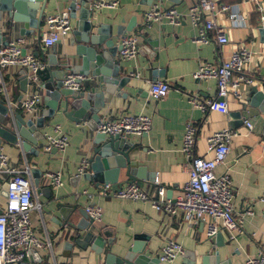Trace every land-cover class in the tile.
I'll return each instance as SVG.
<instances>
[{
    "label": "crops",
    "instance_id": "crops-1",
    "mask_svg": "<svg viewBox=\"0 0 264 264\" xmlns=\"http://www.w3.org/2000/svg\"><path fill=\"white\" fill-rule=\"evenodd\" d=\"M198 0H101L106 4L116 2L117 7L103 6L96 8L93 22L97 27L127 26L133 18L143 26L145 13L155 5L167 8L174 7L184 14L185 20L180 26H172L167 22L146 26L142 31L136 29L127 36L139 35V55L130 62H120L124 75L131 76L132 82L121 93H115L110 102L102 111L101 120H112L120 115H146L152 118L153 126L148 135L142 138H132L136 144L131 155L132 166L143 170L147 179L156 178L154 183L145 182L143 188L150 194L157 189V182L165 186L169 198L176 199L181 194V187L188 181L187 160L181 150L186 124L193 122L198 128V138L195 155L207 160L212 158L208 153L207 142L214 133L225 129H233L240 133L231 145V152L225 165L216 170L218 176L230 174L234 191L233 205L235 218L242 220L240 228L234 233L222 230L219 234L222 249H217L222 260H229L230 264H245L248 258L256 257L264 249V116L245 118L251 105L246 101L252 87L264 92V44L260 41L259 29L264 27L261 21L263 16L257 10V3L264 0H212L219 5H228L233 8L232 14L244 19L242 26H235L229 14H222L213 19L215 24L222 28L229 38V43L221 45L217 42L215 31H209L207 36L210 43L198 45L195 40L198 30L186 17L189 8ZM96 7V6H95ZM67 0H49L45 7L41 30L35 33L21 35L24 24H17L12 35L1 23L0 48L19 37H25L27 44L25 51L28 54L57 56L62 64L75 66L76 49L73 32L77 30V21L71 20L73 31L62 37L54 48L44 45L47 33L45 19L51 15H65L68 12ZM210 21L212 17L205 16ZM124 22V24L122 23ZM139 30V31H138ZM31 32V31H30ZM42 37V41L39 40ZM120 41L117 42V46ZM241 47H247L253 54L252 63L247 69V76L255 79L254 85H243L240 89L243 99L237 100L234 96L227 99L229 114L218 112L204 113L190 101L196 97L201 104L217 99V84L210 80L197 83L193 74L202 63L219 65L229 55ZM119 55V53H118ZM37 58V57H36ZM119 61V58H117ZM26 69L10 67L2 70L4 81L8 88V96H0V101L16 105L25 98L38 94L29 89H22V73ZM140 74V78L133 75ZM84 86L89 92L95 88L98 79H93ZM167 82L172 87L168 96L155 101L150 96V82ZM37 115L27 120L36 121L47 111L44 97ZM16 113H22L17 107L12 108ZM111 113L110 115L108 113ZM253 112H255L253 110ZM247 121H252L254 129L248 133L245 127ZM60 126L68 137L69 145L64 152L45 151L47 136H56L54 129ZM44 139L39 141L37 154L26 153L17 145L2 142L3 148L12 165L24 168L29 166L33 171H41L39 186L33 175L36 188V199L40 202L41 212L32 213V225L36 236L43 242L51 241V249L33 250L20 264H102V260L91 248L82 250L74 247L66 249V244L76 236V231L64 225L58 205L85 210L88 205H98L103 209V219L98 227L106 232L110 231L116 241L126 243L132 236L146 235L147 254L157 255L170 241L179 243L185 250V255L179 257L172 264H185L188 254H195L202 258L209 254L214 255V245L217 238L209 239L205 226L201 223H187L182 215L167 216L154 210L150 203L123 201L118 199H104L98 194V188L92 187L83 180L77 181L78 169L84 160L93 155L94 140L97 135L88 123L77 124L67 119L61 111L54 118L45 120V128L41 131ZM48 171L62 175L63 186L59 189L51 187L44 177ZM127 179H120L126 182ZM127 185H124L126 187ZM123 187V188H124ZM50 188V191L47 189ZM6 185L0 181V204L5 203L2 196ZM251 206L253 216H245ZM80 218L75 215L72 222L77 224ZM73 240V239H72ZM118 246L114 252H118ZM70 255V256H69ZM69 256V257H68Z\"/></svg>",
    "mask_w": 264,
    "mask_h": 264
},
{
    "label": "built area",
    "instance_id": "built-area-1",
    "mask_svg": "<svg viewBox=\"0 0 264 264\" xmlns=\"http://www.w3.org/2000/svg\"><path fill=\"white\" fill-rule=\"evenodd\" d=\"M256 3L257 10L263 14L261 21L264 22V6L262 2ZM95 6L96 8L117 7L118 3L100 2ZM232 10L231 6L219 5L212 0H198L194 3L185 16L198 30L199 35L195 42L198 45L209 44L207 33L215 31L217 42L221 45L228 44L229 38L213 19L222 14L230 15ZM206 15L211 16L212 20H205ZM184 20V14L176 8L155 5L145 13L143 26L165 22L172 26H180ZM230 20L235 26L244 24V19L237 15H230ZM45 23L47 33L44 45L46 48H54L62 37L68 36L73 31L71 20L62 15L48 16ZM26 44L27 39L19 37L0 48V96H8V88L2 70L10 67L26 69L29 71L30 80L37 81L36 72L44 68L38 58L33 54L26 53ZM120 47L118 55L120 62L135 60L139 55V35L126 36L120 40ZM253 57L254 54L247 47H241L232 52L219 65L202 63L193 74V79L197 83L215 81L217 99L210 100L204 105L196 97H192L191 103L204 113L218 112L228 115V97L232 95L237 100H242L241 87L254 85L255 79L246 74ZM133 76L141 77L140 74ZM89 81L91 78L88 76L68 71L64 79V88L71 91H84V86ZM171 89L172 87L167 82H150V96L155 101L164 99ZM42 101L40 94H34L16 105L9 103V107L12 113H14L12 108L17 107L25 116L31 118L38 114ZM152 126V118L149 116L123 114L115 119L102 121L95 132L129 139L142 138L150 133ZM245 127L247 132L251 133L254 124L252 121H247ZM54 132L56 136H47L45 151L47 153L54 150L64 152L69 145L68 137L60 126H56ZM239 136L240 133L233 129L214 133L207 142L208 153L212 155V158L207 160L195 155L198 128L193 122H188L181 152L187 160L189 179L181 187V194L176 199L169 198L166 187L159 182L156 183L157 189L154 194H150L136 184L127 185L120 191L113 190L110 185L101 186L98 188V194L104 199L150 203L154 210L167 216L182 215L189 224H203L209 239L215 238L222 230L234 233L239 230L242 220H237L234 215L232 180L229 173L218 176L216 170L226 164L232 142ZM88 167V160H84L78 169L79 174H84ZM44 177L48 184L55 189L63 186L60 173L48 171ZM0 181L6 185L8 194L5 203L0 204V264H20L29 258L33 250L51 249L52 244L49 239L47 242L40 240L32 225V213L41 212L42 206L36 199L37 193L31 168L12 165L3 148H0ZM85 211L95 224L98 225L102 222L103 209L100 206L88 205ZM253 215V209L249 206L245 216ZM184 255V248L179 243L170 241L157 256L162 264H172ZM245 264H264V249L256 257L248 258Z\"/></svg>",
    "mask_w": 264,
    "mask_h": 264
},
{
    "label": "water",
    "instance_id": "water-1",
    "mask_svg": "<svg viewBox=\"0 0 264 264\" xmlns=\"http://www.w3.org/2000/svg\"><path fill=\"white\" fill-rule=\"evenodd\" d=\"M48 2L49 0H0V27L6 21L9 35H12L17 24L25 25L21 30L22 36L40 31ZM100 2L101 0H67L69 8L65 17L77 21V30L73 32L78 44L75 66L71 68L62 64L55 55L36 54L44 68L36 72L37 81L30 80V74L24 71L22 89L24 92L32 89L43 96L47 111L36 121L27 120L23 113H12L8 103L0 101V145L4 141L19 146L26 153L37 154L35 147L44 139L41 131L45 128V120L54 118L60 111L67 119L77 124L87 122L96 131L103 118L102 111L110 102L111 96L116 92L120 94L125 87L131 85L132 77L123 74L120 61L117 60L121 50L117 42L136 29L142 31L150 25L140 26L137 18H133L127 26H118L116 31L113 26L97 27L93 18L95 5ZM1 33L0 28V39L3 38ZM259 36L264 44V27H260ZM39 40L42 41V37ZM68 71L98 79L99 82L89 92L67 90L64 88V79ZM246 101L251 109L247 112L249 115H244L245 118L261 114L264 116V92H260L258 87H252ZM94 145L93 155L88 161L89 167L84 174L76 177L77 181L83 180L96 188L110 185L115 191L122 190L124 185L136 184L143 187L145 182H155L154 176L147 179L143 170L133 168L131 155L136 144L131 139L97 134ZM32 173L39 186L41 171ZM121 178L127 179L126 182H120ZM47 190L50 191V188ZM2 196L8 197L6 189ZM57 208L61 211L64 225L76 231V236L66 244V249L91 248L100 257L102 264H162L158 257L147 254L146 235H135L126 243H121L116 241L110 231L101 230L85 210H78L77 206L58 205ZM75 215L80 218L77 224L72 222ZM216 238L214 255L207 254L198 258L193 253L188 254L189 260L185 264H230L229 260L223 261L221 253L217 251L223 248L220 234ZM117 246L119 251L115 253Z\"/></svg>",
    "mask_w": 264,
    "mask_h": 264
}]
</instances>
